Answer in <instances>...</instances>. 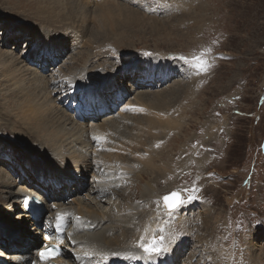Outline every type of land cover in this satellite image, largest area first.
I'll return each instance as SVG.
<instances>
[{
  "label": "bare ground",
  "instance_id": "bare-ground-1",
  "mask_svg": "<svg viewBox=\"0 0 264 264\" xmlns=\"http://www.w3.org/2000/svg\"><path fill=\"white\" fill-rule=\"evenodd\" d=\"M5 1L27 8L22 12L19 6L9 7L0 18V199L10 201L12 210L5 218L0 205V255L6 264H47L39 252L50 242L61 248L60 257L52 260L55 264H196L197 246L185 251L192 238L187 228H181L186 232L182 237L166 236L169 251L161 255L148 256L129 243V236L138 228L159 226L150 206L161 195L156 177L163 168L170 169L156 164L158 153L152 152L157 146L148 139L164 137L165 129L175 132L179 124L162 114L164 94L174 95L183 81L196 96L195 86L206 79L182 69L166 52L138 55L123 43L134 34L131 25L142 27L146 16L186 12L190 0L175 7L166 0ZM63 7L66 14L58 15ZM145 9L149 15L143 14ZM9 15L27 19L10 22ZM23 39L20 51L7 49L8 41L17 45ZM111 42L130 48L131 55L120 54ZM73 64L78 68L68 70ZM136 110L146 112L138 116ZM6 133L28 144L14 146ZM132 181H146L137 186L140 204L126 202L136 198L123 192L131 190ZM124 183L129 186L124 188ZM75 193V198L68 197ZM25 194L40 195L46 208L43 216L32 217L24 210ZM194 205H185L186 214L196 209ZM198 208L197 220L204 228L209 227L207 219L220 221L210 208ZM58 214L68 224L61 238L55 235ZM185 218L183 224L191 226L193 219ZM209 234L193 238L202 245ZM153 236L158 237L157 232ZM216 250L205 251L206 260L213 259L208 264H221ZM246 255L251 264H264V246L260 253L249 246Z\"/></svg>",
  "mask_w": 264,
  "mask_h": 264
},
{
  "label": "rangeland",
  "instance_id": "rangeland-1",
  "mask_svg": "<svg viewBox=\"0 0 264 264\" xmlns=\"http://www.w3.org/2000/svg\"><path fill=\"white\" fill-rule=\"evenodd\" d=\"M179 2L181 0H166L174 7ZM189 3L187 9H190L186 12H169L156 18L146 16L149 12L145 9L143 14L148 17L142 19L145 20V27L131 25L130 31L134 34H128V39L123 41L138 55L166 52L170 59L179 62L182 69L194 70V75L206 79L195 86L198 89L196 96L186 90L183 81L174 95L164 94L166 106L160 110L179 124L175 132L165 129L164 137L153 141L148 139L150 144L157 146V150L152 152L158 153L156 164L160 167L166 164L170 169L163 168L164 173L156 177L160 179L155 188L161 195H156L155 202L150 206V211L157 217L155 225L159 223V226L155 230L149 226L148 232L142 228L134 230L129 236V243L141 249V238L147 242L155 232L157 238L164 236L166 239L167 235L178 238L186 233L181 228L189 229L192 238L210 232L207 235L209 239L202 245L196 244L197 237L191 238L185 249L188 253L192 244L197 246L200 253L195 251L196 264H208L212 257L207 256L209 260H206V252L214 248L217 254H221L218 258L221 264L230 258L234 259L232 264H249L250 259L246 255L248 247L253 246L255 253H260L264 246V0H190ZM18 6L13 1L6 3L0 0V14L3 15L0 18L5 16L9 7H18L22 12L27 9L22 4ZM59 11L58 15L66 14L64 7ZM9 17L10 22L27 19ZM176 17L179 22L173 21ZM157 20L161 22L154 26ZM13 42L8 41L7 49L13 46L11 51H20L24 39L17 45ZM133 43L134 46H131ZM110 44L117 45L119 53L123 51L122 54L131 55L129 47H119L116 42ZM181 56L189 60L199 57L208 67L205 71L190 67L180 59ZM73 67L74 64L68 70ZM141 111L146 112L136 110L134 114L140 116ZM5 135L10 137L8 140H13L14 146L16 142L21 148L28 144L21 136H14L15 139L12 135ZM198 149L202 150L199 154ZM158 151H162L161 154ZM203 152H206L205 157ZM139 184L132 181L131 190H125L129 185L124 183L123 192L136 195L133 201L127 199V203H141ZM174 191L179 192L185 201L182 205L185 208L176 211L178 216L169 215L162 203V197ZM80 196L84 198L83 194ZM115 199L113 196L112 200ZM191 204H195L196 209L186 214L185 205ZM0 205L3 206V217H8L12 213L9 210L10 201L3 197ZM198 206L210 208L215 216H220V221L206 218L210 222L208 229L204 228L197 220L200 213ZM17 214L16 211L12 217L17 218ZM183 216L186 220L193 219V224L186 227L182 222ZM174 226L177 227L176 232H173ZM30 229L33 236H37L35 230ZM164 245L167 246L166 243Z\"/></svg>",
  "mask_w": 264,
  "mask_h": 264
},
{
  "label": "snow or ice",
  "instance_id": "snow-or-ice-1",
  "mask_svg": "<svg viewBox=\"0 0 264 264\" xmlns=\"http://www.w3.org/2000/svg\"><path fill=\"white\" fill-rule=\"evenodd\" d=\"M180 59L184 61V63L190 67H195L200 71H205L206 68L204 67V62L199 60V57H193L192 60H189L186 57L181 56ZM194 61H196L194 63ZM163 204L167 213L172 215L177 209H179L185 201L182 199V196L179 192H171L165 196H163ZM191 199V197L189 198ZM79 219V218H77ZM56 225L55 228L57 231H63V222L65 220V216L62 214H58L55 217ZM47 239V237H46ZM175 239V237H172ZM141 243L139 247L143 250L145 254L148 256L152 255H161L167 251H169L168 247L164 245L165 237L160 236L159 238L153 236L149 241L144 242L143 238H141ZM59 246H54V248H58ZM59 254L58 252L54 251L52 248L45 249L44 251L39 252V257L41 260H48L51 256Z\"/></svg>",
  "mask_w": 264,
  "mask_h": 264
}]
</instances>
